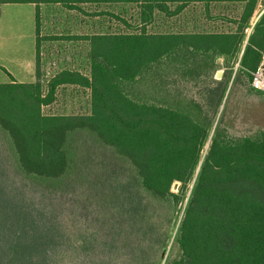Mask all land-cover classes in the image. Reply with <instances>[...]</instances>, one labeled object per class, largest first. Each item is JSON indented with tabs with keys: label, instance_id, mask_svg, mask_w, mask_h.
I'll use <instances>...</instances> for the list:
<instances>
[{
	"label": "trees",
	"instance_id": "16d2710c",
	"mask_svg": "<svg viewBox=\"0 0 264 264\" xmlns=\"http://www.w3.org/2000/svg\"><path fill=\"white\" fill-rule=\"evenodd\" d=\"M0 4L34 6L38 76L43 41L59 40L42 39V5L108 16L126 30L79 37L88 45V74L61 69L46 83L38 77L19 83L9 75V81L0 84V129L23 173L62 177L68 169L69 136L88 131L128 160L150 197L176 209L158 264H264V133L235 139L220 125L214 126L228 90L227 62L240 57L237 70L250 79L264 52V12L252 25L264 0H0ZM108 5L131 6L134 11L125 18L123 12L84 10ZM188 12L199 13L207 25L222 23L221 30L199 24L173 31L170 25ZM160 23L166 27L156 31ZM219 57L224 59L225 74L215 80ZM178 77L186 83L205 79V102L171 92L168 88ZM66 88L88 92L87 114L46 112ZM175 184L179 186L173 192Z\"/></svg>",
	"mask_w": 264,
	"mask_h": 264
},
{
	"label": "rangeland",
	"instance_id": "374dc122",
	"mask_svg": "<svg viewBox=\"0 0 264 264\" xmlns=\"http://www.w3.org/2000/svg\"><path fill=\"white\" fill-rule=\"evenodd\" d=\"M102 9L123 12L125 18L134 11L131 6H84L90 13ZM263 11L260 5L253 22ZM39 13L42 39L57 36L59 40L43 41L38 76L34 6L0 4V84L7 83L9 75L19 83L37 77L46 83L61 69L88 74V45L79 37L126 31L108 16H87L58 5H42ZM200 16L188 12L170 28L192 29L200 24L221 30L222 23L207 25ZM165 27L160 23L154 29ZM239 58L226 64L228 90L214 122L235 139L264 133V96L252 91L248 76L238 72ZM205 83V79L186 83L178 77L168 89L180 98L205 102ZM88 111V92L72 88L61 91L46 108L55 114ZM66 151L68 169L62 177L27 175L0 129V264H158L177 215L172 204L150 197L128 160L90 132L72 133Z\"/></svg>",
	"mask_w": 264,
	"mask_h": 264
},
{
	"label": "built area",
	"instance_id": "2783aa9c",
	"mask_svg": "<svg viewBox=\"0 0 264 264\" xmlns=\"http://www.w3.org/2000/svg\"><path fill=\"white\" fill-rule=\"evenodd\" d=\"M256 20L252 22V25L256 22ZM250 31L251 28L246 29L245 32L248 34L250 33ZM249 87L252 91L264 96V52L261 53V57L256 69L251 72L249 79Z\"/></svg>",
	"mask_w": 264,
	"mask_h": 264
},
{
	"label": "crops",
	"instance_id": "0c3cea01",
	"mask_svg": "<svg viewBox=\"0 0 264 264\" xmlns=\"http://www.w3.org/2000/svg\"><path fill=\"white\" fill-rule=\"evenodd\" d=\"M251 32V31H250ZM250 33H248V34H246V37H248V35H249ZM247 39V38H246ZM246 43V41L244 42V44ZM244 47V46H243ZM34 60H35V58H34ZM223 61H224V59L223 58H221V57H219L217 60H216V64L217 65H219L220 67L222 66L221 65V63H223ZM33 63H34V61L32 62V65H33ZM218 70H223L224 71V69H223V67H221V68H219ZM15 80V79H14ZM35 80V79H34Z\"/></svg>",
	"mask_w": 264,
	"mask_h": 264
},
{
	"label": "water",
	"instance_id": "95a60500",
	"mask_svg": "<svg viewBox=\"0 0 264 264\" xmlns=\"http://www.w3.org/2000/svg\"><path fill=\"white\" fill-rule=\"evenodd\" d=\"M264 12V11H263ZM262 12V13H263ZM261 13V14H262ZM260 14V15H261ZM222 77H223V70H217L216 72H215V74H214V79L215 80H221L222 79ZM177 188H178V185L176 186Z\"/></svg>",
	"mask_w": 264,
	"mask_h": 264
}]
</instances>
